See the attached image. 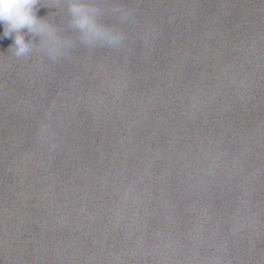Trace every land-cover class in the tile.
I'll return each instance as SVG.
<instances>
[{"label":"water","instance_id":"95a60500","mask_svg":"<svg viewBox=\"0 0 264 264\" xmlns=\"http://www.w3.org/2000/svg\"><path fill=\"white\" fill-rule=\"evenodd\" d=\"M85 2L118 44L0 27V264H264V0Z\"/></svg>","mask_w":264,"mask_h":264},{"label":"clouds","instance_id":"9594fccd","mask_svg":"<svg viewBox=\"0 0 264 264\" xmlns=\"http://www.w3.org/2000/svg\"><path fill=\"white\" fill-rule=\"evenodd\" d=\"M68 4L70 23L78 30L82 41L90 44H118L121 41L122 35L118 31L101 23L93 15L96 7L92 3L85 0H68ZM113 10L122 12L119 8ZM0 27L3 29V36L13 39L16 56H25L36 46L25 39L23 30L38 35L39 50L50 57H55L63 50L61 45L66 48L72 43L70 39L61 37L52 24L37 15L35 0H0Z\"/></svg>","mask_w":264,"mask_h":264}]
</instances>
